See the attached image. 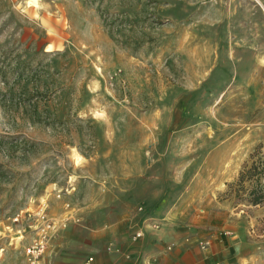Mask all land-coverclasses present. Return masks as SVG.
<instances>
[{
    "label": "rangeland",
    "instance_id": "obj_1",
    "mask_svg": "<svg viewBox=\"0 0 264 264\" xmlns=\"http://www.w3.org/2000/svg\"><path fill=\"white\" fill-rule=\"evenodd\" d=\"M240 2L257 22L229 0H0V264L100 187H220L264 264V176L241 180L264 163V11Z\"/></svg>",
    "mask_w": 264,
    "mask_h": 264
},
{
    "label": "crops",
    "instance_id": "obj_2",
    "mask_svg": "<svg viewBox=\"0 0 264 264\" xmlns=\"http://www.w3.org/2000/svg\"><path fill=\"white\" fill-rule=\"evenodd\" d=\"M241 3L229 0V15L257 22V10ZM130 172L133 179L143 175L141 167ZM183 191L100 187L83 201H58L43 217L52 221L46 253L24 264H249L254 219L218 199L220 187ZM42 222L26 242L41 237Z\"/></svg>",
    "mask_w": 264,
    "mask_h": 264
},
{
    "label": "trees",
    "instance_id": "obj_3",
    "mask_svg": "<svg viewBox=\"0 0 264 264\" xmlns=\"http://www.w3.org/2000/svg\"><path fill=\"white\" fill-rule=\"evenodd\" d=\"M246 172L250 174V177H255L257 181L261 179V177L264 176V163L256 164L253 163V165L248 168L245 166V169L241 171V180H243L244 176L246 175ZM249 195L251 196L250 202L253 205H259L261 203H264V187L258 182V184L253 185L249 191Z\"/></svg>",
    "mask_w": 264,
    "mask_h": 264
},
{
    "label": "built area",
    "instance_id": "obj_4",
    "mask_svg": "<svg viewBox=\"0 0 264 264\" xmlns=\"http://www.w3.org/2000/svg\"><path fill=\"white\" fill-rule=\"evenodd\" d=\"M263 9L264 11V1L263 0H255ZM51 225H49L48 228H50ZM48 247V238H47V232L41 234V237L33 243H30L25 251L26 254L29 257V260L31 262L37 263L40 258L46 253ZM92 260V258L90 259Z\"/></svg>",
    "mask_w": 264,
    "mask_h": 264
}]
</instances>
